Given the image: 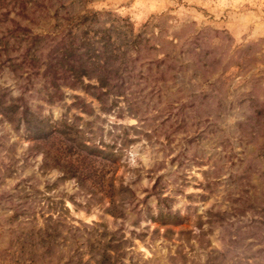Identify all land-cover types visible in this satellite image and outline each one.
I'll use <instances>...</instances> for the list:
<instances>
[{"label":"rangeland","instance_id":"rangeland-1","mask_svg":"<svg viewBox=\"0 0 264 264\" xmlns=\"http://www.w3.org/2000/svg\"><path fill=\"white\" fill-rule=\"evenodd\" d=\"M0 264H264V0H0Z\"/></svg>","mask_w":264,"mask_h":264},{"label":"trees","instance_id":"trees-1","mask_svg":"<svg viewBox=\"0 0 264 264\" xmlns=\"http://www.w3.org/2000/svg\"><path fill=\"white\" fill-rule=\"evenodd\" d=\"M70 39L72 40V37H70ZM62 44L64 45V47L60 48L59 53H57L53 59L56 63L55 71L57 72L59 67H65L66 69H61L60 73H62V76H64L63 74H65V77L62 78L66 79V82L70 86L74 87L75 84L81 82V79L83 77L89 79L95 78L99 83V88H105L106 92H109V75L114 73L116 74L117 71L113 72L106 68L100 67V53H97L95 49H90L82 46H77L73 48V46L71 45L69 48H66L67 43L62 42ZM110 87L116 89L115 85H110ZM20 120L24 122L26 126L28 125L25 119H21V117H19L18 121ZM48 133L49 132L47 131V134ZM66 150H70L69 152L71 153V155L76 154L75 151H73V147H68ZM85 160L86 159H83V161ZM68 164L71 165V163L69 162Z\"/></svg>","mask_w":264,"mask_h":264}]
</instances>
